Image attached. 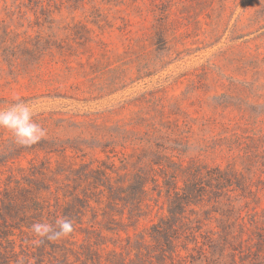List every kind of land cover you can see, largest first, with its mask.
<instances>
[{
    "label": "trees",
    "instance_id": "1",
    "mask_svg": "<svg viewBox=\"0 0 264 264\" xmlns=\"http://www.w3.org/2000/svg\"><path fill=\"white\" fill-rule=\"evenodd\" d=\"M94 3L13 0L12 17L33 13L35 20L26 29L0 21V81L25 74L45 83L44 75L34 74H45L47 58L50 65L67 63L76 45L93 42L75 13L88 5L97 12ZM170 15L165 10L158 16L156 35L170 34ZM101 56L107 58L108 51ZM48 120L55 119L34 118L47 132L38 144L19 147L11 139L0 145V174L11 170L0 178L1 236H15L7 230L10 222L29 237L34 224L55 225L68 217L74 233L41 244L44 254L48 246L55 250L54 264H264V119L246 117L247 128L238 122L237 132L226 128L225 134L210 127L197 133L190 121L173 124L144 116L116 124ZM32 153L46 157L12 169L11 163ZM157 208L164 214L155 213ZM147 219L151 223L141 231ZM212 220L219 230L208 226ZM109 244L114 248L100 255Z\"/></svg>",
    "mask_w": 264,
    "mask_h": 264
},
{
    "label": "rangeland",
    "instance_id": "2",
    "mask_svg": "<svg viewBox=\"0 0 264 264\" xmlns=\"http://www.w3.org/2000/svg\"><path fill=\"white\" fill-rule=\"evenodd\" d=\"M95 1L97 12L88 5L86 11L75 13L77 21L91 30L93 42L76 45L67 63L57 59L58 64L50 65L47 58L46 75L34 74L44 75V80H50L47 84L40 78L31 81L25 74L17 81L2 79L0 110L19 96L33 109L34 118L53 116L55 120L48 123L55 125L68 118L116 124L144 116L173 124L190 121L197 133L210 127L216 134H225L226 128L237 132L238 122L247 128L246 117L264 119V0ZM12 5L13 0H0V21L24 24L25 29L34 23L33 13L12 17L8 10ZM165 10L171 13L166 30L170 34L159 36L158 16ZM64 16L72 21L68 12ZM100 40L104 44L97 43ZM103 50L108 51L107 58L101 56ZM56 94L73 99L56 98ZM11 139L0 129V145ZM45 157L27 154L11 167L28 166ZM58 159L54 156L53 163ZM10 171L4 168L0 178L6 179ZM157 212L163 213L159 208ZM151 220L143 221L140 230L145 231ZM208 224L219 230L215 220ZM14 226L10 222L7 228L14 237L0 235V264H37L35 258L57 262L55 250L48 246L44 254L33 234L23 236ZM79 239L83 241L82 236ZM113 248L109 244L100 255L105 257Z\"/></svg>",
    "mask_w": 264,
    "mask_h": 264
},
{
    "label": "clouds",
    "instance_id": "3",
    "mask_svg": "<svg viewBox=\"0 0 264 264\" xmlns=\"http://www.w3.org/2000/svg\"><path fill=\"white\" fill-rule=\"evenodd\" d=\"M8 108L0 110V129L11 134L13 143L19 147H31L46 138L47 132L41 125L34 121L33 109L19 96H14ZM75 231L74 222L68 217H61L55 221V225L36 223L31 232L37 238V244L45 240L55 242L66 239ZM19 264H23L20 261Z\"/></svg>",
    "mask_w": 264,
    "mask_h": 264
}]
</instances>
